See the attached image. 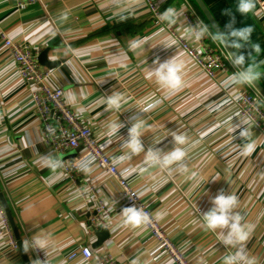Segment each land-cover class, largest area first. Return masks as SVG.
I'll return each instance as SVG.
<instances>
[{
	"label": "crops",
	"instance_id": "1",
	"mask_svg": "<svg viewBox=\"0 0 264 264\" xmlns=\"http://www.w3.org/2000/svg\"><path fill=\"white\" fill-rule=\"evenodd\" d=\"M154 1L162 5L166 23L184 24L182 0ZM205 2L233 44L246 40L236 30L251 28L247 39L258 53L248 65L264 85V17L256 4L241 15L237 0ZM2 33L30 45L38 55L50 49L49 60L58 62L50 68L51 86L64 89L66 101L92 128L112 162L127 151L122 144L133 122L143 121L145 152L171 150L170 133L186 134L184 173L175 165L171 170L148 166L143 152L116 167L154 216L163 214L159 224L190 264H222L226 249L200 219L211 206L210 197L220 190L234 193L243 221L255 225L247 247L249 255L264 264V132L234 118V99L243 83L229 69L207 75L162 25L152 22L144 0H42L22 9L12 0H0V185L32 264H37L30 249L34 236L47 240L43 252L51 264H98L95 258H67L80 245L90 246L95 256L111 255L117 264L175 262L146 225L122 224L121 208L133 204L123 198L118 179L105 178L85 148L55 152L42 139L32 98L36 86L18 76ZM134 42L140 46L132 47ZM166 43L172 47L163 48ZM173 55L184 62V85L168 94L145 72L156 57L163 61ZM112 92L126 101L119 110H106L105 97ZM118 121L124 125L120 132L105 135L108 124ZM237 126L250 134L241 138ZM249 141L256 148L244 156L241 149ZM85 158L91 160L88 170L80 168L72 181L61 164ZM193 171L199 174V186L189 179ZM98 199L106 205L107 215H100L107 226L95 231L88 214L94 213ZM1 210L0 203V264H25L3 228ZM104 229L108 237L95 246L97 232Z\"/></svg>",
	"mask_w": 264,
	"mask_h": 264
},
{
	"label": "built area",
	"instance_id": "2",
	"mask_svg": "<svg viewBox=\"0 0 264 264\" xmlns=\"http://www.w3.org/2000/svg\"><path fill=\"white\" fill-rule=\"evenodd\" d=\"M17 9L42 3V0H12ZM148 14L152 22L162 25V29L168 37L177 42L196 64L210 77H214L217 70L229 69L238 79L241 73L231 60L218 39L212 34L202 15L196 11L190 0H182L180 7L184 24L177 27L165 22L162 5L154 0H144ZM259 13L264 17V0H253ZM6 48L9 50L19 77L33 83L36 88L32 92V98L36 104L41 121L42 139L53 147L55 152H63L67 149L83 147L93 157L96 166L101 170L105 178L115 177L124 189L123 198L143 209L148 215L147 228L161 247L172 257L175 264H190L180 249L173 243L167 233L159 224L152 211L142 202L136 191L126 182L115 164L106 155L99 144L92 128L85 123L74 107L66 101L64 89L52 87L50 84V68L40 64L38 54L30 45L21 44L19 41L2 33ZM235 120L240 125L253 127L264 132V99L250 83H243L242 88L235 96ZM77 159L65 161L61 164L62 170L75 181L80 170ZM82 197L85 195L78 189ZM106 205L98 199L96 210L91 213L89 223L93 230L105 228ZM1 220L5 232L10 237L12 247L18 248L17 241L11 230L9 220L1 210ZM30 241V249L37 264H51L42 249H35ZM83 257L87 262L94 258L98 264H117L109 254L95 256L88 245H80L74 249L68 259L73 260Z\"/></svg>",
	"mask_w": 264,
	"mask_h": 264
},
{
	"label": "clouds",
	"instance_id": "3",
	"mask_svg": "<svg viewBox=\"0 0 264 264\" xmlns=\"http://www.w3.org/2000/svg\"><path fill=\"white\" fill-rule=\"evenodd\" d=\"M254 8L253 0H237L236 10L241 15H246ZM237 34L247 39L250 35L251 28H240ZM138 42H134L132 47H139ZM163 48L168 49L172 47L171 43L162 45ZM243 57L241 55L234 56V63L241 64ZM153 67H148L145 72L147 79H154L155 83L160 89L168 94H174L180 90L184 85L183 71L184 62L173 55L163 61L156 57L152 61ZM258 76V73L253 69H246L238 75L240 83H251ZM124 100L119 92H112L105 97L106 110H119ZM124 125L121 122H110L107 126L105 135L114 137ZM240 128L238 135L243 138L250 134L248 129ZM144 125L143 121H136L128 128L127 139L123 141L122 147L127 151L121 155L114 157L113 164L120 165L133 156L140 153L145 154V163L150 167H159L161 169L171 170L172 167L178 166V171L184 173L187 171L183 165V161L187 156L186 149L183 147L188 143V137L183 132L172 131L174 147L171 150L163 151L159 148H149L146 152L141 142L143 135ZM160 141H156L158 144ZM256 145L254 142H246L241 149V154L250 156L255 150ZM91 160L85 158L77 162V166L82 170H88ZM129 171V170H125ZM134 171V170H133ZM189 179L194 181L195 186L200 185L199 174L195 171L191 172ZM211 206L207 211L200 215L203 228L209 232L216 233L218 242L226 249V254L222 256V264H258L255 256L249 255L247 243L254 231L255 225L243 221V217L239 211L238 197L231 192L220 190L215 196L210 197ZM122 224L131 228H138L142 225H147L149 222L148 215L136 205H129L122 207L120 210ZM162 213H156V218L160 219ZM32 244L35 249L44 250L47 247V240L41 236H34Z\"/></svg>",
	"mask_w": 264,
	"mask_h": 264
},
{
	"label": "water",
	"instance_id": "4",
	"mask_svg": "<svg viewBox=\"0 0 264 264\" xmlns=\"http://www.w3.org/2000/svg\"><path fill=\"white\" fill-rule=\"evenodd\" d=\"M192 1L194 2L198 11L203 16V18L206 20L208 25L211 27L216 38L219 40L220 44L223 46V48L225 49V51L227 52L231 60L234 62V56L242 54L243 62L241 64L234 63L239 69V71L242 73L246 69H251L248 64L253 62V58H255L258 53L256 47H254L251 40L246 39L238 45L233 44L228 38V36L226 35L224 29L222 28V26L216 19L215 15L211 11V9L209 8L205 0H192ZM49 50L50 49H46L42 51L38 55V60L41 65L46 66L48 68H53L58 65V62L49 60L48 58ZM250 84L255 88V90L264 99V85L259 81V79L256 78ZM0 203L9 220L11 230L17 241L18 248L22 255L23 261L25 262V264H32V262L30 261V257L28 255L27 249L25 247L24 241L22 240L21 234L19 232V228L15 221L12 210L8 204V201L6 199L4 192L2 191L1 185H0ZM88 216H90V213L88 214ZM108 234L109 232L107 229L97 232L98 240L96 241L95 246L102 244L103 241H105L106 238L108 237Z\"/></svg>",
	"mask_w": 264,
	"mask_h": 264
},
{
	"label": "trees",
	"instance_id": "5",
	"mask_svg": "<svg viewBox=\"0 0 264 264\" xmlns=\"http://www.w3.org/2000/svg\"><path fill=\"white\" fill-rule=\"evenodd\" d=\"M10 205V204H9ZM11 207V206H10ZM12 210V209H11ZM12 213H13V210H12ZM13 215H14V213H13ZM15 217V216H14Z\"/></svg>",
	"mask_w": 264,
	"mask_h": 264
}]
</instances>
